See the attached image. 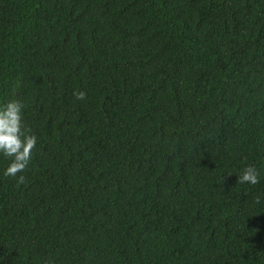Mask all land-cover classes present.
I'll return each mask as SVG.
<instances>
[{"label": "trees", "instance_id": "obj_1", "mask_svg": "<svg viewBox=\"0 0 264 264\" xmlns=\"http://www.w3.org/2000/svg\"><path fill=\"white\" fill-rule=\"evenodd\" d=\"M10 99L0 264H264V0H0Z\"/></svg>", "mask_w": 264, "mask_h": 264}, {"label": "clouds", "instance_id": "obj_2", "mask_svg": "<svg viewBox=\"0 0 264 264\" xmlns=\"http://www.w3.org/2000/svg\"><path fill=\"white\" fill-rule=\"evenodd\" d=\"M73 95L78 100L86 99V92L75 90ZM23 104L17 99H10L0 105V154L11 158L9 166L4 171L6 177L17 178L18 184L26 181L23 173L32 159V152L37 145V137L31 134L23 123ZM238 183H259V171L254 165L242 169Z\"/></svg>", "mask_w": 264, "mask_h": 264}]
</instances>
